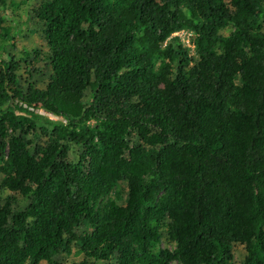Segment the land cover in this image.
<instances>
[{
	"label": "trees",
	"instance_id": "trees-1",
	"mask_svg": "<svg viewBox=\"0 0 264 264\" xmlns=\"http://www.w3.org/2000/svg\"><path fill=\"white\" fill-rule=\"evenodd\" d=\"M0 177V264H264V0H0Z\"/></svg>",
	"mask_w": 264,
	"mask_h": 264
},
{
	"label": "rangeland",
	"instance_id": "rangeland-1",
	"mask_svg": "<svg viewBox=\"0 0 264 264\" xmlns=\"http://www.w3.org/2000/svg\"><path fill=\"white\" fill-rule=\"evenodd\" d=\"M173 35H177L181 41L184 43L185 46L190 47L191 49V54H193V44H192V33L189 31H179L174 33ZM19 105L22 107H27L24 103L19 102ZM32 111H34L37 114H40L44 117H47L49 119L55 120V121H62L64 123H67V118L64 115L59 114L56 111L50 110V109H46L44 107H37V108H28ZM1 178V177H0ZM162 248L166 247L169 248L170 250H173L174 246L173 244H167L164 241L161 243L160 245ZM244 255H243V251L241 249L240 246H235L234 248V259H235V264H239L241 262V260L243 259ZM68 258H74L76 260L81 259V256L76 252V250H73V253L68 256ZM40 264H47L45 261H41ZM172 264H179L177 261H173Z\"/></svg>",
	"mask_w": 264,
	"mask_h": 264
}]
</instances>
